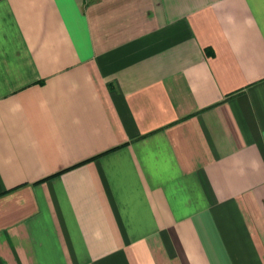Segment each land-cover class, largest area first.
I'll return each mask as SVG.
<instances>
[{
	"label": "crops",
	"instance_id": "0c3cea01",
	"mask_svg": "<svg viewBox=\"0 0 264 264\" xmlns=\"http://www.w3.org/2000/svg\"><path fill=\"white\" fill-rule=\"evenodd\" d=\"M0 264H264V0H0Z\"/></svg>",
	"mask_w": 264,
	"mask_h": 264
}]
</instances>
